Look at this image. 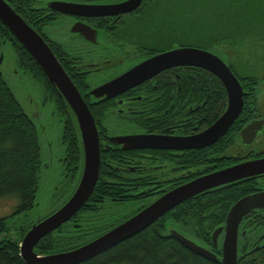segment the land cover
Segmentation results:
<instances>
[{"label":"flooded vegetation","instance_id":"af4514ba","mask_svg":"<svg viewBox=\"0 0 264 264\" xmlns=\"http://www.w3.org/2000/svg\"><path fill=\"white\" fill-rule=\"evenodd\" d=\"M3 1L43 39L57 61H60L59 64L61 63L64 67L65 70H63L66 74L68 73L78 86L83 84V90L77 91L87 104L90 113L91 109L101 111V116L97 120L98 123H96L91 113L99 140L100 170L104 166L114 176H128L132 180L130 185L133 184V187L127 188L115 184L108 186V188L114 190H123L125 188L126 191L134 190L135 193L130 194L134 198L145 193L142 196L145 198L140 201H123L126 198L118 194L113 197V201L102 204L100 214L93 218L96 223H92L94 225L92 227L85 228L86 231L91 230L93 232V230L102 228L103 225H114L120 221L118 225L111 227L107 231L109 232L134 217L164 194L179 186L246 162L264 159V124L251 144H243L240 138V133L250 122L255 120L264 121L262 114H260L258 103L256 112L252 115L250 121L243 123V119L242 124H236L238 118L223 137L211 146L202 149H130L126 148L125 144L121 142L133 136H159L174 139L190 138L201 134L211 127L227 108L225 88L213 74L224 88L225 100L219 95L220 90L206 84H204L205 87H200L196 80H194V85L197 88L193 90L188 88L191 85V81L186 77L191 75L188 73L185 75L176 70L192 67L168 69L142 82L140 85L109 99L105 98V96L97 99L92 95V92L117 80L144 61L136 60L135 44L128 40H120V35H118L121 34L120 30L125 29L138 16L143 0L136 10L114 16H88L87 14L89 13L80 15L86 13V11L75 10L71 7L67 9L69 11L66 13L59 11V8L64 9L61 8V5L65 4L113 8L129 0ZM109 12L112 13L115 10L111 9ZM228 67L230 68L229 65ZM238 80L244 93L247 94L244 97L245 106L249 96L254 95L257 97L259 91L258 89L257 91L256 89L246 91L244 84L239 78ZM80 91H83V93ZM42 96L44 98L42 102L44 106L42 108L44 109L47 108L44 103L47 100H45L43 91ZM57 96L59 97L58 93ZM48 101L51 102L50 99ZM244 106L239 117L244 113ZM52 115L59 118L54 105ZM59 121L62 124L61 118H59ZM234 127L237 130L240 129L237 135L233 132ZM62 138L63 133H61L60 145ZM62 149L64 155L60 159V163L63 178L65 179L67 175L71 174L69 170L72 168H70V163L65 154V148L62 147ZM101 152H105L103 154L104 161L101 159ZM202 152L205 155L215 154L207 156L204 159L206 163L199 164ZM160 157H163L162 163L153 161V159L158 160ZM141 179H144L145 187H143V191L139 190L137 195L138 185H140L138 180ZM227 190L230 193L237 191V195L231 197L233 202L231 200L229 202L214 200V208L211 213L213 222L219 223V227L213 233L217 229L223 228L215 247L220 254L225 236L224 228L230 210L242 198L264 193V174L242 179L235 183L212 189L209 192H212L214 198H222L221 195ZM118 207H123V211L115 214ZM136 210L140 211L136 212ZM171 212L173 210L169 213ZM73 219L74 217L70 221ZM101 235L103 234L101 233L98 237ZM95 237L98 238L94 235L92 239L95 240ZM253 255L264 257V209H254L246 213L238 225V260L244 259V256ZM221 256L222 254L220 255V260Z\"/></svg>","mask_w":264,"mask_h":264},{"label":"trees","instance_id":"16d2710c","mask_svg":"<svg viewBox=\"0 0 264 264\" xmlns=\"http://www.w3.org/2000/svg\"><path fill=\"white\" fill-rule=\"evenodd\" d=\"M193 1L143 0L138 16L125 29L120 30L119 39L135 44L136 60L149 59L179 47L197 48L215 55L216 51L222 50L223 47L228 51L242 52V54H244V48L250 49L249 43L244 41H252L251 38L256 32L250 30L244 33L242 28L244 26V9L252 11L251 8L254 9V5L245 4L247 6L240 9L236 8V4L231 7L227 1H222L221 10L217 14L213 13L206 20L202 19L201 22L197 20L194 23L187 15L184 16V11L187 14L188 11H194ZM230 9H232V16L229 14ZM6 46L10 47L17 57L18 67L24 72L26 71L36 85L41 88L45 100H51L59 118H61L63 126L61 145L65 148V154L70 168H72L69 170L71 174L64 179L65 185L61 187L63 197L69 193L68 199L77 185L83 165L81 138L76 120L66 103L57 96L55 89L29 53L0 22V54ZM229 66L244 84L246 91L255 89L257 91L260 83L257 74L253 72L244 75L241 67ZM176 71L191 75L186 77L191 81V85L188 87L190 90L197 88L194 85V80H196L200 87H205L204 84H206L220 90L219 95L225 100L224 88L219 80L209 72L198 68H182ZM70 80L77 90H83V84L78 86L71 77ZM80 92L83 93V91ZM256 105L257 97L249 96L244 106V113L236 124H242L243 119V123L250 121L256 112ZM91 113L98 123L101 111L91 109ZM239 130L234 127V134L237 135ZM101 153V159L104 161L103 154L105 152ZM214 154L205 155L202 152L199 164L206 163L204 159ZM153 161L162 163L163 157L158 160L153 159ZM41 167V148L37 127L25 115L0 72V200L16 201L15 211L11 217L25 215L34 208ZM143 180H138L140 185H138L137 195L139 190L143 191V187H145ZM130 183L132 180L128 176H114L102 166L97 185L87 204L74 216L72 221L42 239L34 249L35 254L49 256L72 251L91 242L94 235L98 237L101 233L104 234L111 227L118 225L120 221L114 225H103L102 228L93 230V232L85 230V228L94 226L92 223H96L93 218L100 214L102 204L113 201V197L118 194L126 198L123 201L135 202L145 198L142 197L145 193L136 195L135 198L132 197L130 194L135 191L125 190L127 187H133V184L130 185ZM114 184L125 188L119 189L120 191L115 189L117 191L115 194L114 189L108 188ZM234 195H237V191L231 193L228 190L224 191L221 195L222 198H214L212 192L200 194L178 206L173 212L158 220L142 233L83 264H218L206 261L189 252L172 239L168 231L174 230L194 241L211 251L220 260L221 254L213 246L211 239V235L219 227V223L213 222L211 213L214 208V200H220V202L231 200L233 202L231 197ZM139 211L136 210V212ZM7 220L8 218L0 219V237L7 231ZM31 226L21 230L18 241L0 240V264H25L20 257V244ZM238 264H264V257L244 256V259L238 260Z\"/></svg>","mask_w":264,"mask_h":264},{"label":"water","instance_id":"95a60500","mask_svg":"<svg viewBox=\"0 0 264 264\" xmlns=\"http://www.w3.org/2000/svg\"><path fill=\"white\" fill-rule=\"evenodd\" d=\"M141 2L142 0H129L113 8L65 4L61 5V8L66 10L59 8V11L67 13L69 11L67 9L71 7L75 10L86 11V13L80 15L89 13L87 14L88 16H114L136 10ZM111 9L115 10V12H109ZM75 12L80 13L81 11ZM0 22L29 53L50 85L56 89L59 97L68 105L79 129L83 152L80 179L71 196L49 216L33 224L22 239L20 257L25 264L86 263L142 233L184 202L212 189L264 174V159H259L200 177L164 194L131 219L77 249L49 256L35 254L34 249L36 245L42 239L68 223L85 206L93 194L100 171L99 140L94 119L87 104L57 61L51 49L3 0H0ZM4 49L0 54V66L5 61V57L9 55V53H6V48ZM10 50L12 51V49ZM11 54L15 61H17V57L13 51ZM177 67L198 68L216 76L223 84L227 94V108L225 112L211 127L199 135L178 139L159 136H133L121 141L125 144L126 148L155 150L202 149L211 146L223 137L241 115L244 97L247 94L244 93L238 78L215 54L191 47L175 48L146 59L117 80L92 92V95L97 99L104 96L109 99L140 85L142 82L151 79L163 71ZM29 103L32 104L33 101L30 100ZM25 115L34 123L30 116L26 113ZM263 124V120L250 122L240 133L243 144H251ZM254 209H264V193L244 197L230 210L224 228L225 236L221 246V260H218L208 249L196 244L174 230L169 231V236L189 252L206 261L218 264H238V225L243 215ZM222 231L223 228H219L213 233L212 244L214 247L217 246V239Z\"/></svg>","mask_w":264,"mask_h":264},{"label":"rangeland","instance_id":"374dc122","mask_svg":"<svg viewBox=\"0 0 264 264\" xmlns=\"http://www.w3.org/2000/svg\"><path fill=\"white\" fill-rule=\"evenodd\" d=\"M222 1L232 7L236 4V8L243 9L247 5L253 6L252 11L244 9V26L242 31L254 30L256 34L251 38L252 41H244L249 43V47L244 48V54L228 51L223 47L222 50L216 51V56L228 65L241 67L244 75L250 73L257 74L260 78L258 86L259 95L257 103L260 114L264 118V0H194V11H184V16L194 22L206 20L211 14H217L221 9ZM230 9V15L233 13ZM214 20H217L214 18ZM10 48V47H9ZM6 46L5 61L1 64L0 70L3 78L9 88L21 104L25 113L34 121L38 139L41 148V173L38 191L35 198L34 208L27 214L11 217L15 211L16 201L10 199L0 200V219L8 218L7 231L0 237V240L18 241L21 236V230L30 227L33 223H37L41 219L47 217L52 211L58 209L61 203L67 199L68 194L63 197L62 188L64 182L63 171L60 159L63 158L64 151L60 145L62 133V124L57 116L52 115L53 105L50 101H45L39 86L32 80L30 75L18 67L17 61L12 56V51ZM5 50V49H4ZM11 54V56H10ZM244 66V67H242ZM18 70V72H16ZM17 73V75H15ZM33 103L30 104L29 101ZM37 105V107H36ZM33 116V117H32ZM69 192V191H68ZM117 213L123 211L122 208H116Z\"/></svg>","mask_w":264,"mask_h":264}]
</instances>
